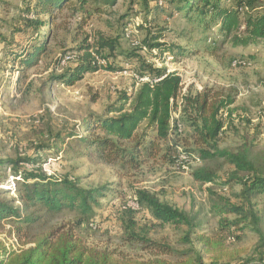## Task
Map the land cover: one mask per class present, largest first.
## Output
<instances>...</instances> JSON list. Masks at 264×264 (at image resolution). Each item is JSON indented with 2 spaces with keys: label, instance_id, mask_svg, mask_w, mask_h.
<instances>
[{
  "label": "rangeland",
  "instance_id": "1",
  "mask_svg": "<svg viewBox=\"0 0 264 264\" xmlns=\"http://www.w3.org/2000/svg\"><path fill=\"white\" fill-rule=\"evenodd\" d=\"M147 4L148 8L153 7L151 0H147ZM23 9L22 0H0V35L8 38V45L0 49V159L36 156L47 174L67 175L85 189L104 186L105 197L94 209L95 216L79 229L80 236L89 246L141 255L140 249L130 246L124 237L122 210L130 209L134 211L137 231L144 226L149 237L167 240L181 249L177 241L185 226L160 227L150 223L147 213L135 200L134 191L142 188L195 217V222L200 225L196 234L224 241L222 252L206 253L200 248L204 264H245L250 257L255 260L248 264H261L257 259L258 237L254 232L245 228L240 232V239L232 242L228 240L227 231L220 229L221 215L214 205L221 198L232 204L240 202L237 197L239 183L232 180L223 184L220 181L230 178L232 170L223 159L208 161L216 172V181L213 185L202 184L194 180L190 170L197 163L188 161L180 167L171 165L168 157L163 159V144L156 157H141L144 161L138 169H123L100 162L92 149H84L83 144L72 138H64L63 143L56 141L55 133L62 130L64 136L74 128L78 134H84L82 124L89 114H108L120 104L118 100L124 90H131L134 84L135 87L140 85L136 73L144 61L178 74L181 93L207 87L235 94L234 103L229 107L230 123L225 124L217 146L235 149L247 142L257 155L264 158V40L246 46H232L222 42L219 28L206 24L208 29H205L197 19L172 13L171 6L150 8L148 12L141 0H118L112 7H101L100 12L86 16L81 26L75 19L67 20V29L53 33L39 63L24 70L18 56L7 55L11 45H17L20 51L33 46L32 32L24 29ZM147 36H158V42L180 46L184 51L177 54L178 50L174 49L177 55L172 58L168 51L141 49ZM100 37L118 38L117 49L112 55L107 48L102 55L98 54L99 61H104L100 65L125 70L112 72L100 67L95 72L85 73L73 86H66L52 77L69 69L70 65L60 67L57 63L64 52L81 60L84 51L78 47L89 44L91 50H95ZM92 55L97 54L92 52ZM103 56L106 59H100ZM234 60H242L246 65L233 67ZM178 115L177 111L172 113L175 119ZM153 134L149 132L148 138L152 139ZM187 134L185 131L180 138H189ZM19 166L24 170L33 167L24 161ZM18 181L19 177L8 167H0V189L7 197L18 198ZM263 202L264 199L258 200L257 208H261ZM224 216L228 220L236 217L234 214ZM72 218V213L64 212L53 222L66 224ZM14 226L12 222H5V229L11 232L0 233V241L7 250L21 246L12 230Z\"/></svg>",
  "mask_w": 264,
  "mask_h": 264
},
{
  "label": "trees",
  "instance_id": "2",
  "mask_svg": "<svg viewBox=\"0 0 264 264\" xmlns=\"http://www.w3.org/2000/svg\"><path fill=\"white\" fill-rule=\"evenodd\" d=\"M117 1L22 0L25 12L22 21L24 29L32 32L30 37H33V46L20 51L17 45H11L7 55L18 56L21 68L29 69L41 60L53 33L67 29V20L75 19L81 26L86 16L100 12L101 7H112ZM151 1L153 7L148 8L147 0H141L148 12L150 8L154 10L165 5L171 6L172 13L197 19L205 29H208L206 24L219 28L223 43L246 46L264 40V0ZM158 38L147 36L140 48L168 51L172 58L184 51L180 46L162 44ZM117 41L118 38L100 37L95 50H91L89 44L78 47L84 51L82 59H75L73 65L67 66L69 69L66 72L52 77L66 86H73L85 73L95 72L100 67L112 72L125 70L98 63V54L102 55L107 48L112 55L117 49ZM6 45L8 38L0 35V49H5ZM174 49L178 50L177 54ZM92 52L97 55L93 57ZM104 57L100 59H106ZM136 74L138 78H146V81L140 82L138 87L134 84L131 90H124L118 100L120 104L107 112L110 116L89 114L82 124L84 134L80 135L78 130L72 128L62 136L61 130L55 133V140L63 143L64 138H72L78 144H83L84 149H92L100 162L133 170L142 165L144 159L141 157H156L163 144V159L168 157L171 165L180 167V164L188 161L197 163L190 170L194 180L202 184L213 185L216 181V172L208 165V161L223 159L232 170L230 178L220 181L223 184L232 180L239 183L237 197L240 202L232 204L221 198L214 205L221 215L220 229L227 231L228 240L232 242L240 239V232L245 228L254 232L258 237L257 259L263 264L264 202L261 208H257V201L264 199V158L257 155L247 142L235 149L217 146L225 124L230 123L229 107L234 103L235 94L207 87L194 91L187 89L181 93V77L178 74L144 61H141L139 73ZM175 111L179 113L176 119L172 116ZM141 126L144 127L138 132ZM185 131L189 138H180ZM149 132L154 133L152 139L148 138ZM180 155L186 156L188 160L180 163ZM22 161L33 167L21 169L19 165ZM41 164L36 156L16 160L0 159V167H8L20 180L17 182L20 186L17 199L7 197L0 189V233H10L11 230L5 229L4 223L12 222L15 224L12 230L21 243L19 248L7 250L0 241V264H204L202 250L206 253L223 250L222 239L196 234L200 225L195 222V217L142 188L134 191L135 200L139 208L147 213L150 223L160 227L185 226L184 233L177 241L181 249L167 240L149 237L144 226L137 231L134 211L130 209L122 210L124 237L130 246L140 249L141 255L89 246L80 236L79 229L95 216L94 209L99 207L100 199L105 197V187L85 189L76 179L67 175L47 174ZM64 212L72 213V220L66 224L54 223V219ZM227 214L236 217L228 220L224 218ZM254 260L250 257L245 264Z\"/></svg>",
  "mask_w": 264,
  "mask_h": 264
},
{
  "label": "built area",
  "instance_id": "3",
  "mask_svg": "<svg viewBox=\"0 0 264 264\" xmlns=\"http://www.w3.org/2000/svg\"><path fill=\"white\" fill-rule=\"evenodd\" d=\"M75 60V56L72 54H70L69 52L65 53L64 55H61L60 59H59V62H58V66L60 67H67L70 63H72L73 61ZM99 64H103L104 61L103 60H100L98 61ZM246 65V62L242 61V60H234L232 62V66L233 67H242V66H245ZM169 72V71H168ZM138 80L140 82L142 81H146V78H138ZM140 82H137V83H140ZM179 162L182 163L186 160H188V158L184 155H180L179 157Z\"/></svg>",
  "mask_w": 264,
  "mask_h": 264
}]
</instances>
